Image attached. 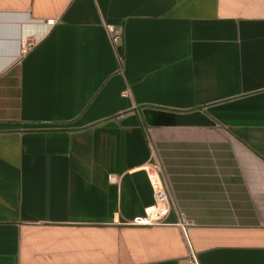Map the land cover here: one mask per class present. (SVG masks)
<instances>
[{"label": "crops", "instance_id": "1", "mask_svg": "<svg viewBox=\"0 0 264 264\" xmlns=\"http://www.w3.org/2000/svg\"><path fill=\"white\" fill-rule=\"evenodd\" d=\"M190 247L264 264V0H0V264Z\"/></svg>", "mask_w": 264, "mask_h": 264}, {"label": "built area", "instance_id": "2", "mask_svg": "<svg viewBox=\"0 0 264 264\" xmlns=\"http://www.w3.org/2000/svg\"><path fill=\"white\" fill-rule=\"evenodd\" d=\"M111 30L114 31V28L111 27ZM117 40L118 38L115 37L114 41ZM27 46L28 43L24 41L22 43L21 49L23 54L27 52ZM149 179L155 195L154 204L146 208L144 215L135 217L130 223L122 222L123 224L153 226L166 223L167 216L170 211L171 199L161 177L160 170L157 166L152 167L149 170ZM116 221L118 222L119 220ZM185 264H201L196 252L192 249V247L189 249V256Z\"/></svg>", "mask_w": 264, "mask_h": 264}]
</instances>
